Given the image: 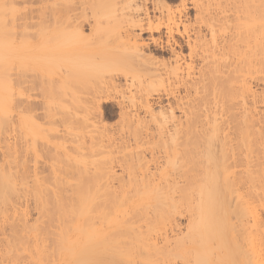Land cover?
Listing matches in <instances>:
<instances>
[{"label":"bare ground","instance_id":"obj_1","mask_svg":"<svg viewBox=\"0 0 264 264\" xmlns=\"http://www.w3.org/2000/svg\"><path fill=\"white\" fill-rule=\"evenodd\" d=\"M172 1L49 0L51 113L68 125L118 117L132 124L138 147L119 161L128 172L126 180L107 176V163L100 161L88 176L87 168L81 170L73 161L78 169H64L65 180H57L59 192L52 195L47 188L45 194L41 185L29 186L39 212L32 225L26 215L0 212V228L8 226L14 234L3 254L10 264L19 260L14 256L18 247L32 246V236L38 240L50 231L53 251L49 244L45 247L52 254L39 243L41 251L27 263L262 262L258 248L264 242V221L256 200L264 187V115L257 117L260 97L248 79L255 84L264 71V0H180L175 7ZM213 1H218L215 12ZM148 3L154 6L152 14ZM191 9L197 11L194 23ZM227 9L234 13L229 18ZM251 94L252 105L247 99L234 103ZM1 103L0 117L8 112ZM148 122L158 128L153 131ZM140 139L163 146L144 166L145 174ZM179 157L188 158L190 167L176 168ZM134 159L140 167L133 166ZM163 160L166 166L151 172L150 164ZM13 176L1 178L4 208L11 206V194L19 197ZM127 186L135 190L133 196L131 189L126 193Z\"/></svg>","mask_w":264,"mask_h":264},{"label":"rangeland","instance_id":"obj_2","mask_svg":"<svg viewBox=\"0 0 264 264\" xmlns=\"http://www.w3.org/2000/svg\"><path fill=\"white\" fill-rule=\"evenodd\" d=\"M217 2L214 3L213 1L212 4L216 5ZM169 4L170 6L173 7L179 6L180 0H176L175 2L172 1ZM215 5L211 8L218 9V7H215ZM50 6L51 3L49 2V0H0V20H2L0 22V31H2L0 32V35L2 37L4 35V38L0 37L1 39L0 42L2 41L0 43V57L2 58V62L0 63V68H1L0 70L3 69L2 71H0V99H1L0 101L2 102L0 103L3 105L5 104L8 107L7 110L8 112H6L4 116L0 117V179L3 178V175L6 173L13 174L14 176L12 177L13 178L12 181L14 182L16 180L14 182L16 183V188L18 190V192L16 193L17 194L19 193V197H20L19 198L18 195L15 196L14 193L13 195L12 194L10 195L11 199H9L10 200L9 204L11 206H8L9 204L7 206L9 208L10 207L12 208V209L10 208L11 209L10 211L12 212L8 211L9 210L8 207L4 208L3 203L1 205V199H0V210H1L0 212H2V214L5 213V215L8 213L9 215L12 216L16 214L17 216H19V214L26 215L27 222L28 224L31 225L35 223L34 221L39 218L38 216L39 212L35 204L36 203L35 197L30 199L33 188L31 187L29 188V186L33 187V185H35L34 183H36V186L41 185L44 191L45 190L47 191L48 188L49 191L47 192L49 194L52 192L53 195L54 192L60 191L59 188L61 187H59L58 181L60 182L61 179H62L61 181H63L66 178L65 175L63 176V172L65 168L68 169V167H70L71 165H74L72 168L74 167L76 168V165H79L80 169L87 168L86 172H88V176H90L89 174H91V171L92 173L93 171H95L94 169L96 165L99 164L100 161L103 163H107L105 164L107 167V172H109L107 176L115 175L116 177H121L122 179L126 180V177L128 176V172L125 170L127 174L126 176V174L124 173L125 167L124 165H122L124 163L119 161L120 160L123 161V158L129 152L128 149H130L131 151L132 147L133 150H136L138 147V145L135 144L136 142L133 136L134 133L132 131V126H131L132 124L129 125L125 122H122L118 117L108 118L103 121L95 119V120H91L87 124L74 123L72 125H68L67 123L62 121L60 115L54 116L51 113L50 110L51 40L50 39H51L52 28L50 24V20H51ZM190 7L192 6L189 5V8ZM147 8H149V12H151L152 14L154 6L151 3H148ZM216 9H213L214 11L213 10L212 11L215 12L217 11ZM231 9H227L228 18L230 17L229 15L234 14L232 13ZM228 10L230 11L228 12ZM196 13L197 11L195 9L193 10L191 9L189 14L190 21L193 23ZM232 18L233 17H231L230 20ZM3 27H5L6 29ZM85 34L87 36L92 35L89 30L87 31V29L85 31ZM145 38H148V36H145ZM209 38L212 39L211 37ZM230 56L232 57L233 55ZM230 56H229V60L232 59L230 58ZM248 82L252 86V90L255 91L256 96L258 95L260 97L259 98L257 96L260 102V103L258 102L256 107L257 108L256 110L258 111L257 113H259L257 114V117L259 118L261 117V115L263 117L264 71H260L258 82L253 84L250 78L248 79ZM249 96H247V98L245 97L239 98L234 103H237L239 101L240 103H243L242 100L246 101L245 99H247L248 106L250 105V103L252 105L253 103L252 94ZM116 110L118 111V109H115V112ZM177 115L179 116V118L184 120L183 114L177 113ZM148 124H149L148 127H151L153 131L156 130L155 126H157L158 128V125H156V123L148 122L146 125ZM142 125L144 126V124ZM152 126L155 127V129ZM146 128L147 127H145V129ZM104 132H106L105 135L112 137L113 140L109 142L108 141L109 139L105 137ZM100 136H103L102 137L104 139L103 144L101 143ZM146 140L144 139L141 141L140 139L141 142L138 141L141 146V149H138V151L142 150V152H144V156L146 157L144 158L147 159V160L142 159L141 161V163L143 164L142 165L143 167L142 166L141 167L143 168L144 174H145L144 168L146 167V165H148L147 164L148 160L149 161L152 160L153 153L159 155L158 152H161L162 151L161 148H163V146L161 147L162 143H159L157 139H156L157 142L154 141L155 143H152L153 140L152 141L149 140L150 145H148ZM144 143H146L147 145ZM142 144L144 145L142 146ZM153 144L158 146H155ZM103 145L105 146V148H103ZM159 145L161 148H159ZM154 146L155 148H153ZM155 149L158 150L161 149V150L157 151ZM67 159L68 161H71L72 164H70V162H68ZM179 160L180 161L178 165L175 166L176 168L180 170H184L190 167V164L188 163V158L186 157L180 158ZM66 161L68 162V164H70L69 166L68 164L66 166L67 163ZM73 161L74 163L77 162L78 164L75 163L76 164L75 165ZM134 161L131 162L133 163ZM164 161L165 160H163V162L160 163V165L151 163L150 164L151 172L158 173L160 171L159 169L166 164V163L164 164ZM138 162L139 161H137L136 164L135 161V163H133V166H135V164L136 166L141 165V163L139 162L140 163L139 164ZM145 162L146 164L144 165ZM111 163L113 164L111 165ZM128 164L130 165V163ZM110 165L111 167H113L112 170L110 169ZM157 167H159L158 171H157ZM76 169H78V166ZM61 170H62V174H60ZM25 172H27L29 175H27V173L25 174ZM75 173L76 175H78L77 172ZM14 177L19 178V180L15 179ZM76 177L73 179H76ZM73 179L71 178V183L75 184L76 180ZM24 180L26 185L23 182ZM98 180L100 181V179ZM1 181L2 179L0 180V182ZM91 181L90 184H93L91 183ZM100 182L106 183L104 180L103 181L101 180ZM100 182H98L99 185ZM182 183L180 184V186H182ZM114 184H116L117 186ZM114 184L113 187H115L116 190L118 189L120 190V188H118V182H115ZM127 184H129V182ZM103 185L104 184H102V186ZM105 185L103 186V188L105 187ZM243 187L245 188L244 194L248 199L249 197L247 196L246 190H248L249 186L245 185ZM90 188L92 189V187ZM103 188H101L102 191L100 192H103ZM261 188L262 191H259L260 194L259 196L261 198L257 197L256 206L261 219L264 221V187H260V189ZM24 189H26L27 193L29 194V195L27 194L28 195L27 196L24 193V195H26L25 198H23L24 197L23 195L22 197L20 196V194H22ZM130 189L131 187L127 186L126 193L129 194V192L132 191L131 192L132 194H130V196L131 195L133 196L134 189L132 188L131 191ZM46 191L44 192L45 194H47ZM251 191H253V188ZM45 194L44 197L46 196ZM117 195L120 194L117 193ZM127 197H129V195ZM251 199L254 200V196H251ZM15 201H17L16 202L17 206L14 207ZM3 208L6 210L8 209L7 210L8 212L5 210H4L5 212L2 211ZM2 214L0 213V216ZM182 223L183 226H186L188 223L187 218L183 219ZM7 227L8 226L3 227L4 229L2 227L0 228V231L5 230L2 233H0V258H1L0 264L3 263L10 264L8 260L9 258L8 257L6 258V254L3 255L4 252L6 251L5 245L9 240H11L10 238L11 235L13 234V232L11 230L9 231ZM50 233L51 231L47 235L44 234L45 235L44 237L43 235H40L41 238H39L38 236L40 240L39 239L34 240L33 239L34 236H32L31 243L33 247L30 246L31 244L29 241L27 245L25 244L23 246L21 245L22 247L20 246V248L18 247L14 252V256H18L17 258L23 263L22 262L20 263L18 260L19 263L17 262V264H30L31 261L33 263V256L34 258L37 257V253L39 252L40 249L44 250L47 253L49 252L48 254H52L50 252L53 251L52 246L54 244H52L51 242L52 246L50 245V239L51 237L53 238V236L47 237L50 235ZM48 238L49 241L48 240L45 241V239ZM39 243L41 244L40 249H39L40 246ZM48 244L52 248L51 251L47 249L49 248V246H46ZM55 250L56 249L54 246V251ZM258 254H259V259L262 260V262L260 261L259 264H264V242L263 245L261 243V245L259 246ZM2 255L5 256L4 259L6 260L3 263H2V259H3ZM9 255L13 256V254H9ZM21 257L22 259H20ZM29 261L30 263H27Z\"/></svg>","mask_w":264,"mask_h":264}]
</instances>
